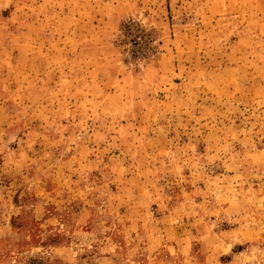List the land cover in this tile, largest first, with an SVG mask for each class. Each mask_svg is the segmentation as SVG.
Instances as JSON below:
<instances>
[{"label": "rangeland", "instance_id": "1", "mask_svg": "<svg viewBox=\"0 0 264 264\" xmlns=\"http://www.w3.org/2000/svg\"><path fill=\"white\" fill-rule=\"evenodd\" d=\"M0 264H264V0H0Z\"/></svg>", "mask_w": 264, "mask_h": 264}]
</instances>
